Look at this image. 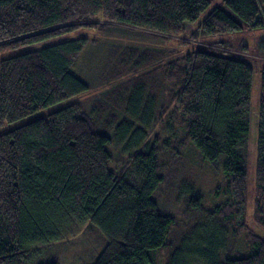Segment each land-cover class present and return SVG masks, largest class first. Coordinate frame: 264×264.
Listing matches in <instances>:
<instances>
[{"label":"trees","instance_id":"obj_1","mask_svg":"<svg viewBox=\"0 0 264 264\" xmlns=\"http://www.w3.org/2000/svg\"><path fill=\"white\" fill-rule=\"evenodd\" d=\"M210 4L0 0V264H59L54 259L38 261L40 248L62 241L80 225L105 242L92 264H152L154 253L167 246L175 219L154 200L163 177L157 150L140 149L142 129H134L126 119L116 124L117 144L127 143V134L133 133L137 142L123 145L127 161L113 170V138L98 130L81 103L49 109L90 91V85L72 73L88 40L63 39L79 29L124 26L163 38L177 37L196 23L194 38L264 30V0H222L198 22ZM257 50L264 58V39ZM178 62L164 66L170 80L178 79L173 94L176 121L185 143L224 178L216 194L225 200L213 215L233 237L244 232L247 244L244 252L229 256L224 230L202 222L169 253L167 264H264V240L245 223L253 61L196 50ZM258 71L254 219L264 230V67ZM140 91L129 97L133 116L141 109ZM188 205L197 211L199 197L190 196Z\"/></svg>","mask_w":264,"mask_h":264},{"label":"rangeland","instance_id":"obj_2","mask_svg":"<svg viewBox=\"0 0 264 264\" xmlns=\"http://www.w3.org/2000/svg\"><path fill=\"white\" fill-rule=\"evenodd\" d=\"M221 2L222 0H211L209 8L198 22ZM197 25L198 23L188 25L183 34L172 38L114 25L101 30L83 28L69 34L63 39L88 40L87 46L72 68V73L86 81L90 85V91L49 109L57 110L73 102L81 103L98 130L113 138L109 148L113 155V170L120 169L127 161L123 145L126 146L128 142V145H134L137 142L135 133L127 134L128 142L125 144L120 145L115 141L113 130L122 119L132 123L134 129H142L143 144L140 149L154 147L157 150L163 182L153 197L160 209L173 216L175 222L169 231L167 246L154 253L152 264H167L169 253L180 248L193 227L202 222H212L214 227L224 230L225 254L235 256L246 250L245 233L241 232L238 237H233L226 225L213 215L216 206L225 200L223 196L216 194L218 185L224 183L223 176L213 167L203 163L195 149L185 143L183 129L176 121L177 104L173 100V94L178 89V79L170 80L164 66L177 63L182 57L196 50H207L253 61L255 73L251 95L252 122L246 142L245 223L249 231L264 240V230L254 219L257 110L260 91L258 69L264 67V58L259 56L257 46L264 39V30L194 38L191 34ZM52 43L55 42L7 52L1 58L37 50ZM178 66H181L180 62ZM136 89L141 90L138 92L141 95V109L139 107L137 116H133L130 112L129 97ZM11 127L9 125L5 128ZM192 195L199 197L197 211H192L188 205ZM104 244L102 236L96 231H89L87 226H75L62 241L40 248L38 261L54 259L59 264H92L103 250Z\"/></svg>","mask_w":264,"mask_h":264}]
</instances>
